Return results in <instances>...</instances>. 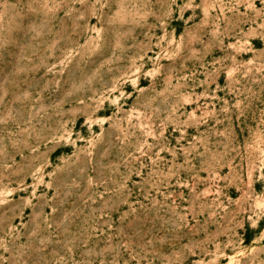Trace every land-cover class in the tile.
Returning <instances> with one entry per match:
<instances>
[{
  "label": "rangeland",
  "instance_id": "1",
  "mask_svg": "<svg viewBox=\"0 0 264 264\" xmlns=\"http://www.w3.org/2000/svg\"><path fill=\"white\" fill-rule=\"evenodd\" d=\"M0 264H264V0H0Z\"/></svg>",
  "mask_w": 264,
  "mask_h": 264
}]
</instances>
